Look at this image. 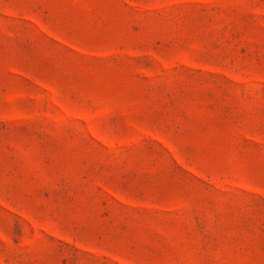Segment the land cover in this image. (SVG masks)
Here are the masks:
<instances>
[{
    "label": "rangeland",
    "instance_id": "obj_1",
    "mask_svg": "<svg viewBox=\"0 0 264 264\" xmlns=\"http://www.w3.org/2000/svg\"><path fill=\"white\" fill-rule=\"evenodd\" d=\"M0 264H264V0H0Z\"/></svg>",
    "mask_w": 264,
    "mask_h": 264
}]
</instances>
